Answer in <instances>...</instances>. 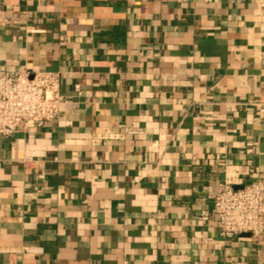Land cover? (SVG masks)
I'll list each match as a JSON object with an SVG mask.
<instances>
[{"label":"crops","instance_id":"0c3cea01","mask_svg":"<svg viewBox=\"0 0 264 264\" xmlns=\"http://www.w3.org/2000/svg\"><path fill=\"white\" fill-rule=\"evenodd\" d=\"M0 70L58 73L57 119L0 136V264H264L219 235L264 182V0H4ZM104 127L140 135L98 140Z\"/></svg>","mask_w":264,"mask_h":264},{"label":"built area","instance_id":"2783aa9c","mask_svg":"<svg viewBox=\"0 0 264 264\" xmlns=\"http://www.w3.org/2000/svg\"><path fill=\"white\" fill-rule=\"evenodd\" d=\"M3 4L0 0V27L6 23ZM60 86L58 73L0 70V136L37 131L57 119L64 101ZM256 106L264 114V97ZM140 134L138 129L118 133L104 127L95 136L98 140H116ZM213 214L219 235L225 239L242 235L264 239V182L239 184L234 176L225 174L213 196Z\"/></svg>","mask_w":264,"mask_h":264}]
</instances>
